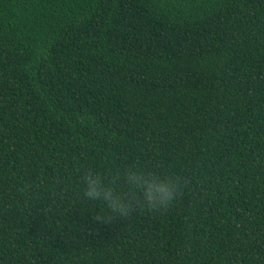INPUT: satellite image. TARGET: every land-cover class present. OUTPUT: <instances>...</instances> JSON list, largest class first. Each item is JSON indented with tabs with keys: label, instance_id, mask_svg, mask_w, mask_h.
<instances>
[{
	"label": "trees",
	"instance_id": "1",
	"mask_svg": "<svg viewBox=\"0 0 264 264\" xmlns=\"http://www.w3.org/2000/svg\"><path fill=\"white\" fill-rule=\"evenodd\" d=\"M129 162L187 194L96 219ZM0 264H264V0H0Z\"/></svg>",
	"mask_w": 264,
	"mask_h": 264
},
{
	"label": "clouds",
	"instance_id": "2",
	"mask_svg": "<svg viewBox=\"0 0 264 264\" xmlns=\"http://www.w3.org/2000/svg\"><path fill=\"white\" fill-rule=\"evenodd\" d=\"M39 55V50L37 52ZM80 196L99 205L98 220L125 217L134 208L151 209L165 215L187 194V182L180 176H162L153 169L129 162L118 167H87L77 178Z\"/></svg>",
	"mask_w": 264,
	"mask_h": 264
}]
</instances>
